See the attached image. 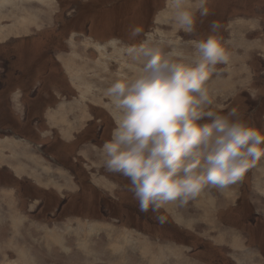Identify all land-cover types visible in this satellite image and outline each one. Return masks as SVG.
Returning a JSON list of instances; mask_svg holds the SVG:
<instances>
[{"label":"rangeland","instance_id":"1","mask_svg":"<svg viewBox=\"0 0 264 264\" xmlns=\"http://www.w3.org/2000/svg\"><path fill=\"white\" fill-rule=\"evenodd\" d=\"M206 7L185 33L173 26L170 0H0V137L31 152L20 149L25 161L17 149L0 156V264H264V159L228 189L207 187L147 213L130 181L105 165L103 144L120 116L106 90L119 76L139 74L144 42L192 62L190 42L215 35L230 59L210 70L209 108H236L264 132V0ZM50 110L62 115L58 122L46 118ZM68 162L84 172L73 171L84 178L83 195ZM18 163L54 196L50 210L5 182Z\"/></svg>","mask_w":264,"mask_h":264},{"label":"clouds","instance_id":"2","mask_svg":"<svg viewBox=\"0 0 264 264\" xmlns=\"http://www.w3.org/2000/svg\"><path fill=\"white\" fill-rule=\"evenodd\" d=\"M170 2L176 32L195 30L196 11L209 14L207 0ZM217 27L213 22V32ZM190 43L197 54L192 62L140 44L139 74L119 76L106 90L120 116L103 144L105 165L130 181L145 213L187 202L207 187L228 189L264 159V132L241 120L236 108L226 114L209 108L210 70L228 63V51L212 34Z\"/></svg>","mask_w":264,"mask_h":264},{"label":"crops","instance_id":"3","mask_svg":"<svg viewBox=\"0 0 264 264\" xmlns=\"http://www.w3.org/2000/svg\"><path fill=\"white\" fill-rule=\"evenodd\" d=\"M69 74H67V76H68ZM70 76V75H69ZM71 81V80H70ZM65 86V89L67 88V87H69L67 90H72V88L69 86V84L67 83L66 85H64ZM52 87H53V85H52ZM61 87H63V86H61ZM73 87H74V85H73ZM66 91V90H65ZM60 96H62L61 95V93H60V95H58V97H60ZM44 101V99L41 101V102H43ZM40 102V103H41ZM45 102V101H44ZM56 103H58V102H56ZM64 105H65V102L63 101L62 103H61V105L58 107V109L61 111V109H63L64 108ZM41 106H46V103L45 104H43V105H41ZM52 106V104H49L48 105V107H51ZM49 109H51V108H49ZM45 113H47L46 114V118H48L50 121H53V122H58L59 121V118H61L62 117V115H60V114H56V112H53V111H48V112H45ZM82 114L84 115V112H82ZM44 117H45V114L43 115V122L45 121L44 120ZM73 118V117H72ZM36 125V124H35ZM35 125H34V128H35ZM45 128H46V124H45ZM37 130H38V133H40V132H42V130L39 128V125H37ZM64 134V133H63ZM61 135H62V133H61ZM62 137H63V135H62ZM13 141H10V140H4V139H2L1 137H0V156H4V154L5 153H7V152H9V156H14L15 155V149H17V150H19V152L17 153V155H18V157H17V159H22V161H25V159H28V157H27V155L22 151V150H27L28 152H30L29 151V149H28V145L26 144V143H23V141H19V140H16V139H12ZM59 140H61V139H59ZM75 140V139H74ZM73 140V141H74ZM27 141H29V140H27ZM62 141V140H61ZM60 145H62V146H66L65 144H63V142H60L59 143ZM73 145H74V143H73ZM70 146H72V144H70ZM21 148H23L22 150H20ZM10 151H11V155H10ZM31 153V152H30ZM48 155V154H47ZM20 156H21V158H20ZM50 156V158L52 157L53 158V156H51V155H49ZM4 157H6V156H4ZM56 159V158H55ZM7 160V159H6ZM5 160V161H6ZM11 160H12V158L11 159H8V161H9V163L12 165V166H14L15 165V163H17V162H19V160H17L16 162L14 161V160H12V163H11ZM56 160H58V159H56ZM0 162L2 163V162H4V161H2V160H0ZM45 163L46 164H48L49 162H46L45 161ZM64 163V162H63ZM70 162H68V163H65L64 165L65 166H67V167H69L70 168V170H72V172L74 171L79 177H84L85 175H84V172L83 171H81L80 169H79V167H78V169L75 171L74 169H73V166L72 167H70L71 166V163L69 164ZM42 164L44 165V163L42 162ZM18 165H19V163L16 165V167H15V173L13 172V175H11V174H9V176L7 175V172L6 173H4V174H6L7 176H5L4 175V179H5V182H9V186H16V189H15V191L17 192V194H18V198L19 197H28L29 196V194H31V195H34V196H36V197H39L40 199H41V202H42V206H40V207H42V209H46V211H48V210H50V208H52L53 206H51V203L49 202V201H52V203L54 202V196L53 195H50L51 194V192L50 191H44L43 189H41V187L40 186H38V184L35 182L34 183V181L32 180V178H30L29 176H28V174L27 173H23L20 169H21V167H20V165H19V167H18ZM72 168V169H71ZM69 170V171H70ZM73 172V176L75 177V179H76V182L75 183H77L76 185H77V187L79 186V190H78V192L77 193H81L82 195L84 194L83 192H84V189H83V186H82V181L83 180H81V179H84V178H79V177H77L76 176V174ZM3 174V172H0V177L1 176H3L2 175ZM47 177L48 178H45V181L47 180V179H49V176L47 175ZM12 180V181H11ZM78 180H80V184L78 183ZM30 183L32 184V185H30ZM75 183H73L74 185H75ZM64 185V184H63ZM80 185H81V187H80ZM2 186H3V184H2ZM65 186V185H64ZM4 189H9V188H4ZM81 189H82V191H81ZM10 191H14V190H10ZM21 197V198H22ZM36 201H38V199H36ZM80 201V200H79ZM63 203H61V205H62ZM66 206H67V204H66ZM65 206V207H66ZM62 209V208H61Z\"/></svg>","mask_w":264,"mask_h":264},{"label":"bare ground","instance_id":"4","mask_svg":"<svg viewBox=\"0 0 264 264\" xmlns=\"http://www.w3.org/2000/svg\"><path fill=\"white\" fill-rule=\"evenodd\" d=\"M20 250V249H19Z\"/></svg>","mask_w":264,"mask_h":264}]
</instances>
